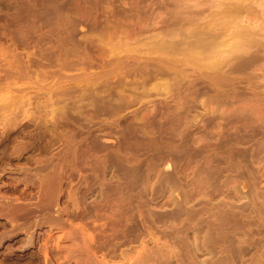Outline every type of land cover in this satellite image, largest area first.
I'll list each match as a JSON object with an SVG mask.
<instances>
[{"label": "rangeland", "instance_id": "rangeland-1", "mask_svg": "<svg viewBox=\"0 0 264 264\" xmlns=\"http://www.w3.org/2000/svg\"><path fill=\"white\" fill-rule=\"evenodd\" d=\"M0 27V264H264V0H0Z\"/></svg>", "mask_w": 264, "mask_h": 264}, {"label": "bare ground", "instance_id": "bare-ground-1", "mask_svg": "<svg viewBox=\"0 0 264 264\" xmlns=\"http://www.w3.org/2000/svg\"><path fill=\"white\" fill-rule=\"evenodd\" d=\"M241 6H242V5H241ZM200 12H201V11H200ZM182 18H183V17H182ZM185 18H186V17H185ZM185 18H183V19H185ZM187 18H189V17H187ZM187 18H186L185 20H187ZM183 19H182V20H183ZM110 21H111V20H110ZM179 21H180V20H179ZM182 22H183V21H182ZM13 23H14V22H13ZM4 25L6 26V23H5ZM7 26H8V25H7ZM2 27H3V25H2ZM203 27H204V26L202 25V28H203ZM207 27H208V25H207ZM215 27H217V26L215 25ZM0 28H1V27H0ZM209 28L211 29L212 26L209 27ZM72 29H73V28H72ZM205 29H206V28H205ZM210 29H209V30H210ZM214 29H216V28H214ZM9 30H10V29H9ZM206 30L208 31V29H206ZM53 32H56V31L54 30ZM195 32L197 33V31H195ZM69 33H71V32H69ZM214 33H215V31H214ZM30 34H32V33H30ZM54 34H55V33H54ZM54 34H53V36L57 35V34H55V35H54ZM204 34H206L205 31H204ZM209 34H211V33L209 32ZM7 35H8V34H7ZM26 35H28V34H26ZM70 35H71V34H70ZM169 35H170V34H169ZM207 35H208V33H207ZM216 35H217V34H216ZM249 35H250V34H249ZM251 35H253V34L251 33ZM2 36H3V35H2ZM101 36H102V35H101ZM184 36H185V35H183L182 38H185ZM186 36H187V37L190 36V35H189V32H188V35H186ZM200 36H201V35H200ZM6 37H7V36H6ZM22 37H23V36H22ZM29 37H30V36H29ZM103 37H104V35H103ZM194 37H195V36H194ZM210 37H211V35H210ZM23 38H24V37H23ZM26 38H27V37H26ZM26 38H25V40L27 41ZM54 38H55V37H54ZM182 38H181V40H183ZM200 38H201V37H200ZM206 38H207V37H206ZM57 39H59V37H57ZM87 39H88V37H87ZM252 39H254V38H252ZM53 40H54V41H53ZM59 40H60V39H59ZM101 40H102V39H101ZM191 40H192V39L188 40V44L186 43V40H185V42H183V41H182V42H183V44L186 43L189 47L192 46L190 43L193 42L192 44H193V46H195L194 43L197 44V40H195L196 42L191 41ZM207 40H209V39L207 38ZM248 40H249V38H247V43H246V48H247V49H246V51L248 50V47L251 46V45H248V44H249V43H248ZM250 40H251V39H250ZM254 40H255V39H254ZM14 41H15V40H14ZM14 41H13V43H14ZM163 41H164V40H163ZM189 41H191V42H189ZM199 41H200V40H199ZM256 41H257V40H256ZM11 42H12V40H11ZM15 42H16V41H15ZM37 42H39V41H37ZM37 42H36V43H37ZM52 42L57 43V42L55 41V39H52ZM52 42H51V43H52ZM60 42H62V41L60 40ZM161 42H162V41H161ZM204 42H206V41H204ZM204 42H203V43H204ZM212 42H214V41H212ZM251 42H252V41H251ZM257 42H258V41H257ZM17 43H18V41H17ZM36 43H35V44H36ZM159 43H160V41H159ZM162 43H163V42H162ZM164 43H165V42H164ZM164 43H163L162 46H165V45H166V43H165V44H164ZM198 43H199V42H198ZM206 43H207V42H206ZM253 43H254V42H252V43H250V44H253ZM255 43H256V42H255ZM255 43H254V44H255ZM35 44H34V45H35ZM37 44H38V43H37ZM37 44H36V45H37ZM43 44H44V43H43ZM47 44H48V42H47ZM200 44H202V43H200ZM13 45H14V44H13ZM13 45H12V46H13ZM39 45H40V44H39ZM48 45H49V44H48ZM52 45H53V43H52ZM52 45H51V47H52ZM55 45H58V44H55ZM60 45H61V44H60ZM60 45H58V46H60ZM63 45H64V44H63ZM160 45H161V43H160ZM167 45H168V44H167ZM169 45L171 46V43H170ZM169 45H168V46H169ZM175 45H176V44H175ZM180 45H181V43H180ZM210 45L213 46L212 43H211ZM210 45H208V43H207V47H208V46L210 47ZM241 45H242V44H241ZM241 45H240L241 49L244 48V49L242 50V52H244L243 54H245V53H246V51H245V44H243V45H244L243 47H242ZM17 46H18V45H17ZM19 46H20V45H19ZM44 46H46V45L44 44ZM44 46H41L40 49H42V47H44ZM168 46H167V48H168ZM170 46H169V47H170ZM173 46H174V45L172 44L171 47H173ZM38 47H39V46H38ZM46 47H47V46H46ZM51 47H48V48H46V49H51ZM53 47H54V46H53ZM53 47H52V48H53ZM56 47H57V46H56ZM62 47H63V46H62ZM205 47H206V46H205ZM11 48H12V47H11ZM57 48H58V47H57ZM59 48H60V47H59ZM257 48H258V46H257ZM257 48H256V49H257ZM15 49L17 50V47H16ZM40 49H39V50H40ZM54 49H56V48L54 47ZM61 49H62V48H61ZM158 49H160V48H158ZM241 49H240V51H241ZM13 50H14V49L12 48V51H13ZM16 50H15V51H16ZM43 50H44V48H43ZM52 50H53V49H52ZM52 50H50L51 52L49 51L50 54H51V53H52L53 55H54V53H55V55L58 54V55H59L58 58H60V59L58 60V63L61 62V60L63 59V57L60 56V54H59V53L61 52V50H60V49L56 50V52H58V53H56V52H52ZM33 51H34V50H33ZM44 51H46V50H44ZM54 51H55V50H54ZM240 51H239V49H238V52H240ZM248 51H249V50H248ZM17 52H18V51H17ZM17 52H15V53L17 54ZM35 52H36V50H35ZM15 53H14V51H13V54H15ZM24 53H25V52H24ZM31 53H32V52H31ZM41 53H42V52H41ZM199 53H200V52H198V54H199ZM248 53H249V52H248ZM18 54H20V53L18 52ZM21 54H22V53H21ZM28 54H29V53H27V54L25 53V55H27L28 57H25L24 54H23L24 57H22V56H18L20 59H21V58H26V60H25V59H23V60H22V59H21V60H18L19 58L17 57V55H14L16 58H15L14 56H12V57H14L15 60H16V61L13 60V62H12V60H11L12 65H13V64H14V65L17 64V65H19V67H20L21 63L23 62V63L25 64V68H26V70H28L27 67H29V66L32 65L31 62H29L31 65L28 64V63H26V62H28V58L30 59V57H29L30 54H29V55H28ZM63 54H65V53L63 52ZM67 54H68V53H66V55H67ZM74 54H75V53H74ZM236 54H237V52H236ZM33 55H34V54H33ZM33 55H32V56H33ZM37 55H38V54H37ZM37 55H35V56H36V57L39 56V58H40V54H39L38 56H37ZM61 55H62V52H61ZM66 55L64 56V57H65L64 60H65L66 58L69 57V56L66 57ZM229 55H230V54H229ZM232 55H234V54H232ZM238 55H240V53L237 54L236 57H238ZM32 56H31V57H32ZM35 56H34V57H35ZM77 56H78V55H77ZM207 56H208V55H207ZM3 57H5V58L7 59L6 55H3ZM75 57H76V56H75ZM75 57L73 56V61L76 60V59L74 60ZM241 57H243V55H242ZM14 58H12V59H14ZM17 58H18V59H17ZM39 58H37V59L34 58L35 60H37V63H36L35 61H34V63L39 64L40 61H42V62H41L42 65H45V66H46V64H47V60L44 61V60L46 59V57H44L45 59H42V60H41V58H40V61H38ZM53 58L56 59L57 57H56V56H53ZM53 58H52V59H53ZM61 58H62V59H61ZM69 58H70V57H69ZM69 58L67 59V61L69 62V61L71 60V61H70V63H72L71 66L74 67V66H75V62H74V64H73V62H72V58H71L70 60H69ZM79 58H81V59H82L81 61H83V58H82L81 56H80ZM234 58H235V57H234ZM234 58H233V61H234ZM52 59H51V60H52ZM54 59H53V61H55ZM226 59H227V58H226ZM231 59H232V57H231ZM240 59H242V58H240ZM8 60H9V58H8ZM8 60H6L7 63H8ZM32 60H33V58H32ZM48 60H49V59H48ZM51 60H50V62H51ZM227 60H228V59H227ZM235 60H238V58H236ZM18 61H19V62L21 61L20 64H19ZM25 61H26V62H25ZM30 61H31V60H30ZM43 61H44V62H43ZM53 61H52V62H53ZM56 61H57V59H56ZM62 61H63V60H62ZM67 61H63V62H61V63L63 64V66L61 65V67H66L67 64H65V63H67ZM77 61H80V60L78 59ZM228 61H230V59H229ZM239 61H240V60H239ZM9 62H10V61H9ZM15 62H16V63H15ZM38 62H39V63H38ZM45 62H46V63H45ZM50 62H49V64H50ZM221 62H222V61H221ZM221 62H220V64H221ZM1 63H4V64H5V61L3 60V62H1ZM23 63H22V67H23V65H24ZM41 63H40V64H41ZM43 63H44V64H43ZM56 63H57V62H56ZM56 63H55V64L53 63V66H54L55 70L42 71V72H44V74H45V72H46V73L48 72L49 74L52 72V74H50V75H52V77H54V75H57L58 73L61 72V71H60L61 67H58V68H59V71L57 72V69H58V68H56V67L59 66V65L56 64ZM61 63H60V64H61ZM105 63L107 64V62H105ZM216 63H217V65H218V61H217ZM216 63H215V64H216ZM222 63L224 64L225 62H222ZM236 63H237V62H236ZM236 63H235V65H236ZM242 63H244V62H242ZM242 63H241V65H242ZM8 64L10 65V66H8V67H7L6 65H4V66L7 67V71L9 70V67H10V70H12V72H13L12 74H17L16 77H20V75H21V73H22L23 71H21V72L19 73L20 75L18 76V73H17L16 69L18 70V69H20V68L17 67V68L15 69V67L13 68V67L11 66L10 63H8ZM26 64H27V66H26ZM36 64H34V65H36ZM106 64H104V65H106ZM215 64H213V65H215ZM229 64H230V62H229ZM50 65H52V63H51ZM50 65H48V66L50 67ZM64 65H65V66H64ZM80 65H81L80 62H79V65H78L77 62H76V66H75V67H77V66L79 67ZM145 65H146V64H145ZM226 65L229 66V65L227 64V62H226L225 65L223 66L224 69H225ZM0 66L2 67V68L0 67V69H3V68H4L3 65H0ZM36 66H37V65H36ZM48 66H47V68H48ZM219 66H220V65H219ZM221 66H222V64H221ZM230 66H231V67L227 68L226 70H228V69H229V70H232V69H230V68L234 67V64L232 65V62H231V65H230ZM237 66H238V65H237ZM247 66H248V62H247L246 67H247ZM6 67H5V68H6ZM33 67H34V66L32 65V68H33ZM69 67H70V66H69ZM69 67H66V68L69 69ZM75 67H74V68L71 67L70 69L73 70V69H75ZM78 67H77V68H78ZM239 67H240V63H239ZM250 67H251V66H250ZM25 68H24V69H25ZM29 68H30V67H29ZM32 68H31V71H33ZM54 68H53V69H54ZM135 68H137V66H136ZM220 68H221V67H220ZM223 68H222V69H223ZM13 69H14L15 72L13 71ZM22 69H23V68H22ZM43 69H44V68H43ZM64 69H65V68H64ZM137 69H138V68H137ZM141 69H142V68L139 66V70H141ZM217 69H218V68H217ZM237 69H238V68H237ZM44 70H45V69H44ZM47 70H48V69H47ZM62 70H63V68H62ZM132 70H133V69H132ZM219 70H220V69H219ZM226 70H224V71L222 70V71H221L222 74H223V72H224V74H225L226 72L229 71V70H228V71H226ZM234 70H235V68H234ZM234 70L229 71L230 74H233V73H231V72H234ZM5 71H6V69H5ZM7 71H6V72H7ZM18 71H19V70H18ZM34 71H35V69H34ZM40 71H41V70H40ZM40 71L38 72V74L42 73V72H40ZM143 71H145V70L143 69ZM143 71H142V72H143ZM149 71H150V74L154 73L153 69H152V71H151V70H149ZM149 71H148V74H149ZM238 71H239V70H238ZM238 71H236V75H237V76H238V74H237ZM2 72H4V71H2ZM24 72H26V71H24ZM241 72H242V71H241ZM27 73H28L27 76H28V75L30 76V73H32V72L27 71ZM36 73H37V71H36ZM53 73H54V74H53ZM104 73H106V71H103V74L101 73L100 77H101V79L103 78V80L105 81V75H104ZM109 73H111V72H107V73H106V74H107L106 80H108L109 77H110V76H108ZM244 73H245V72H242L241 75H243ZM12 74H11V75H12ZM44 74L42 73L41 76H44ZM212 74H213V75H212V76H213V77H212V80H213L212 82H214V81L216 80V78L218 79V76H216L217 73H215V74L212 73ZM228 74H229V73H228ZM234 74H235V72H234ZM234 74H233V75H234ZM23 75H24V74H22V76H23ZM98 75H99V74H98ZM219 75H220V74H219ZM239 75H240V74H239ZM4 76H5V75H4ZM6 76H7V75H6ZM14 76H15V75H14ZM22 76H21V77H22ZM27 76H26V77H27ZM102 76H103V77H102ZM148 76H149V75H148ZM150 76H151V75H150ZM8 77H10V75H8ZM21 77H20V78H21ZM56 77H57V76H56ZM100 77H99V78H100ZM146 77H147V76H146ZM214 77H215V80L213 79ZM219 77H220V76H219ZM0 78H1V76H0ZM5 78H7V77H5ZM220 78L224 80V81L222 80V82H223L224 84H225L226 82H228V81H229V82H228V84H229V83H230V80H232V77H231V78L228 77V78H230V80L227 79L226 77H225L226 79H225L224 77H220ZM233 78H234V77H233ZM237 78H238V77H237ZM1 79H2V78H1ZM13 79H14V78H13ZM21 79H22V78H21ZM101 79H100V80H97V84L99 83V86H100V84H103L102 82H104L103 80H102V82H101ZM218 80H219V79H218ZM218 80H217V81H218ZM234 80H236V78H234ZM99 81H100V82H99ZM217 81H216V83H217ZM220 81H221V80L218 81V84H220ZM225 81H226V82H225ZM237 81H238V80H237ZM95 82H96V80H95ZM105 82H106V81H105ZM105 82H104V84H105V85L107 84V88H106V86L104 87V84H103V86H100V88H101L102 92H103L104 88H106V89L104 90V92H105L107 89L110 88V89H109V93H110L111 96H112L113 94H112V91H110V90H111L113 87L115 88V85L111 87L110 85H113V84H114V83H112V81L110 82V81L108 80L107 83H105ZM109 82H110V84H109ZM121 82H122V80H121ZM232 82H234V81H232ZM232 82H231V83H232ZM91 83H92V82L90 81V84H91ZM93 83H94V80H93ZM231 83H230V84H231ZM234 83H235V82H234ZM234 83H232V84H234ZM94 84H95V83H94ZM94 84H91L92 86L90 85L91 88H92V89H90V88H88V86H89V83H88V86H87V94H85V95H88L89 93L91 94V92H92L93 90H94V92H96L97 94H98V92L101 91V90L99 91V89H97V88H95V89H97V90L93 89ZM108 84H109V85H108ZM67 86L70 87V85H67ZM67 86L65 85V89L67 88ZM90 86H89V87H90ZM99 86H98V88H99ZM232 86H233V85H232ZM56 87H57V90H58L59 87H58V86H56ZM71 87H72V84H71ZM75 87H76V86H75ZM102 87H104V88L102 89ZM67 89H68V88H67ZM72 89L74 90V87H73ZM89 89L92 90V91H90ZM70 91H71V89H70ZM75 91H77V90H74V92H75ZM85 91H86V88H85ZM89 91H90V92H89ZM238 91H239V90H238ZM54 92H55V91H54ZM56 92H57V91H56ZM68 92H69V91H68ZM68 92H67V93H68ZM88 92H89V93H88ZM104 92H103V94H104ZM106 92H107V94H109V93H108V90H107ZM106 92H105V93H106ZM71 93H73V91H72ZM57 94H58V95H57L56 97L59 96V97L62 98V96H64V95H62L63 92H62V94L60 93V95H59V93H57ZM99 94H100V93H99ZM55 95H56V94H55ZM65 95H66V94H65ZM92 95H93V93H92L91 95H88V97H89V98H90V97L93 98ZM100 96H101V94H100L98 97H100ZM102 96H103V95H102ZM102 96H101V97H102ZM104 96H105V95H104ZM231 96H232V95H231ZM59 97H58L57 100H55V103H56V104H57L58 102H61V101L59 100ZM96 97H97V95H96ZM96 97L94 96V99H96ZM122 97H123V96H122ZM116 98H117V97H116ZM116 98H115V99H116ZM94 99H91V101H92V100L94 101ZM115 99H114V100H115ZM117 99L121 100L120 98H117ZM117 99H116L115 101L118 102ZM122 99L124 100L125 98H122ZM56 101H57V102H56ZM91 101H90V103H91ZM58 104H59V103H58ZM58 104H57V105H58ZM55 110H57V107L55 108ZM61 110H62V107H61V109L58 108V111H59L60 113L62 112ZM59 112H57V115H55V116H58V117L56 118V122H57L58 124H57V123H56V124L60 126V124H62V123H61V118H62V117H61V115H59V114H60ZM248 112H249V109H248ZM252 114H253V113H252ZM255 115H256V114H255ZM255 115H254V116H255ZM257 117H258V116H257ZM262 119H263V118H262ZM258 120H260L259 123H262V122H261V119H258ZM263 122H264V120H263ZM263 126H264V124H263ZM244 127H245V126H244ZM253 127H254V126H253ZM253 127H252V128H253ZM260 127H262V126L260 125ZM260 127H259V128H260ZM247 128H248V127H247ZM252 128H251V129H252ZM255 128H256V127H255ZM255 128H254V129H255ZM239 129H240V128H239ZM239 129H238V130H239ZM262 129H263V128H262ZM233 130H235V129H233ZM258 130H259V129H258ZM250 131H251V130H249V132H250ZM240 132H241V131H240ZM249 132H247V134H248ZM262 132H263V131H262ZM227 133H228V132H227ZM256 133H257V135H258V132H256ZM6 134H7V133H6ZM6 134H5V135H6ZM244 134H245V133H244ZM262 134H263V133H262ZM240 135H241V134H240ZM242 135H243V134H242ZM242 135H241V136H242ZM259 135H260V134H259ZM8 136H9V135H8ZM227 136H228V135H227ZM238 136H239V135H238ZM263 136H264V135H263ZM5 137H7V136H5ZM256 137H257V136H256ZM259 137H260V136H259ZM259 137H258V138H259ZM258 138H257V139H258ZM261 138H262V137H261ZM261 138H260V139H261ZM263 138H264V137H263ZM3 139H4V138H3ZM3 139H2V140H3ZM8 139H10V138L7 137V140H8ZM255 140H256V139H255ZM0 141H1V140H0ZM263 141H264V139H263ZM257 142H258V141H257ZM259 142H260V141H259ZM237 143H238V142H237ZM238 144H239V143H238ZM263 144H264V143H263ZM260 147H261V146H260ZM263 147H264V146H262V148H263ZM254 148H255V147H254ZM257 149H258V145H257ZM257 149H256V150H257ZM244 150H245V149H244ZM256 150H255V151H256ZM239 152H240V151H239ZM243 152H244V151H243ZM258 152H259V151H258ZM258 152H257V153H258ZM259 154H260V152H259ZM261 157H262V156H261ZM261 157H260V158H261ZM258 159H259V158H258ZM1 240H2V239H1ZM28 242H29V241H28ZM149 253H150V252H149ZM152 253H153V255H154V254H156V255L158 254V253L151 252V254H152ZM143 255H144V254H143ZM145 255L148 256L149 254L147 253V254H145ZM153 255H150V256H153ZM112 256H113V255H112ZM146 256H144V258H145ZM125 257H126V256H125ZM128 257H129V256H128ZM128 257H126V258H128ZM148 257H149V256H148ZM123 258H124V257H123ZM141 258H142V256H141L139 259H138V257H137V258L135 259V261L138 259L139 262L141 263L142 261H140V260L143 259V258H142V259H141ZM146 258H147V257H146ZM160 258H161V256H160ZM37 259H39V258H37ZM128 259H129V258H128ZM128 259H126V260H128ZM148 259H150V257H149ZM34 260H36V258H34ZM47 260H48V257H47ZM146 260H147V259H146ZM150 260H152V259H150ZM156 260H157V259H156ZM156 260H155V262H156ZM148 261H149V260H148ZM148 261H147V262H148ZM1 262H2V261H1ZM30 262H31V260H30ZM35 262H38V261L36 260ZM136 262H138V261H136ZM136 262H133V264H135ZM139 262H138V264H139ZM143 262H144V261H143ZM147 262H146V263H147ZM153 263H154V262H153ZM1 264H2V263H1ZM3 264H4V263H3ZM47 264H48V263H47ZM136 264H137V263H136ZM141 264H142V263H141ZM143 264H144V263H143Z\"/></svg>", "mask_w": 264, "mask_h": 264}]
</instances>
